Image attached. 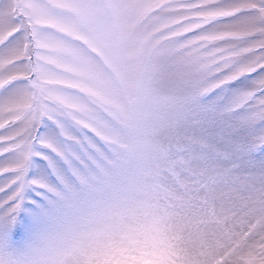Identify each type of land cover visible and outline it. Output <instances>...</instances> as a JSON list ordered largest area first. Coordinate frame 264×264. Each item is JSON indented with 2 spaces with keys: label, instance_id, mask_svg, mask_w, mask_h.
<instances>
[{
  "label": "snow or ice",
  "instance_id": "obj_1",
  "mask_svg": "<svg viewBox=\"0 0 264 264\" xmlns=\"http://www.w3.org/2000/svg\"><path fill=\"white\" fill-rule=\"evenodd\" d=\"M0 264H264V0H0Z\"/></svg>",
  "mask_w": 264,
  "mask_h": 264
}]
</instances>
